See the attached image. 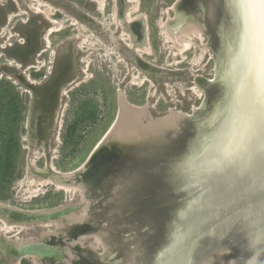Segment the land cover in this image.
Wrapping results in <instances>:
<instances>
[{"label": "water", "instance_id": "95a60500", "mask_svg": "<svg viewBox=\"0 0 264 264\" xmlns=\"http://www.w3.org/2000/svg\"><path fill=\"white\" fill-rule=\"evenodd\" d=\"M223 5L229 29L224 30L221 75L208 84L205 104L161 139L116 140L120 111L84 167L73 172L74 180L92 162V173L79 180L86 183L94 177L92 182L106 189V176L118 172L127 177L114 192L101 196L108 197L102 208L110 212L100 231L102 239L108 238L103 257H122L114 264H209L220 253L236 264H264V225L259 222L264 191L257 159L264 113V0H225ZM107 146L113 149L111 159L102 162L99 157ZM159 186H165L166 194L155 190ZM175 197L178 204L170 224V210L163 206H174ZM77 209L72 205L17 214L0 205V214L56 221ZM253 223L256 227L250 230ZM25 242L15 250L19 259L63 257L50 242Z\"/></svg>", "mask_w": 264, "mask_h": 264}, {"label": "rangeland", "instance_id": "374dc122", "mask_svg": "<svg viewBox=\"0 0 264 264\" xmlns=\"http://www.w3.org/2000/svg\"><path fill=\"white\" fill-rule=\"evenodd\" d=\"M7 1L11 4V0H0V3L2 4V11H0V15L2 19L5 20V23L0 30V45L1 47L9 48V46L14 44L16 40L21 41L23 39L22 33L25 31L27 32L24 22L27 21L28 17H30L27 7L31 6L32 0H19V9L17 11L8 10V7H6L8 5ZM62 1L65 3V6L62 4L60 6L63 14L62 19L59 20V24L64 27V25H68L69 23H63V21L70 19V22H74L72 18L76 15V13L74 10L72 12L71 8L66 5V3H75V0ZM82 1L84 3L82 4L81 9L86 12H90L89 6L92 5L91 0ZM176 1L177 0H143L142 8L138 13H134L137 12L138 9V0L129 1L131 7L127 13L129 20H131L132 17L134 18L136 16H140L141 14L150 18V41L144 50L148 52L149 55H144V57L148 62L154 65L163 66L165 69H184L187 67L188 72L191 71L194 75L202 74L213 79V77L207 75L211 73L215 75L217 61H211L207 64L208 59H204V62H201L200 64V60L201 58H204V53L206 52L203 51V47L207 46L205 44V46H201V43L195 41L197 38L191 37L190 39L187 35L180 36L178 40L174 38L175 36L170 35L172 31L169 32L168 29H166L169 26L167 25V18L174 16V14H169L167 10L170 6H173ZM103 2H105V0H99L100 7L101 5H104ZM237 5L240 9L239 3ZM33 6L35 9L39 7L37 2H33ZM45 9L46 8L42 7L43 11H45ZM38 11H41V9L39 8ZM12 12L15 14L17 13L16 17L13 16ZM182 12L183 11L180 6L177 11L178 21L176 25H179L185 19V17L181 16L184 15ZM108 13L107 22L110 25L112 22L111 18L112 16H115V12L112 8H110ZM31 15L33 14L31 13ZM37 22H43V20L41 18H37ZM160 22H162L161 25H159ZM43 24L44 23L38 25L37 23L35 25V28L39 32V37L42 34ZM73 28L76 30L72 31V34L70 35L67 34L69 35L68 38L75 39L76 37H80L81 41L76 42L77 44L75 45V48L78 51L79 48L77 47L81 44L80 48L85 51L84 56L88 61L93 60L94 56L91 54L94 52L95 48L99 47V45L95 44V35H98L95 33V28L86 24L84 21H79V23L73 26ZM176 29H178V27H176ZM112 30L114 32L120 31L117 25H114ZM175 32L177 33V30H175ZM60 33L61 34L58 33L57 35L62 36V32ZM129 34L130 41H128V43L133 46L134 37H132V33ZM67 35L64 37L62 36L60 41H58V44L63 40L66 41ZM55 37L57 36H54L53 38ZM198 39L203 41L202 37ZM116 40L117 39L115 38L114 41ZM114 43V46L116 47L117 41ZM39 46L40 48L34 55L32 63H29L28 66L24 67H22L19 62L15 63L13 59L4 54L3 49H0V81L10 82L15 87V91L20 94L23 106L19 125L15 124L16 133L19 135L18 140L21 150L20 157L17 160V173H20V177H16L13 182H11V189L8 197L9 199H0V205L17 211V214L48 212L72 205L77 206L78 209L65 216L63 219L56 221H33L17 217L18 215L11 216L0 214V239L3 241L9 240L13 243H15L16 240L21 239H23V241H45L62 249L61 252L63 257L58 260L38 259V262L36 258L25 257L24 261L26 264H58L60 261L63 262V264H114L116 261L121 263L122 257L120 256H117V258L114 257L113 259H111V257L106 258L107 256L103 257L105 253L103 245L106 243L108 238L104 237V239L101 240L102 238H100V236H103V233L100 231L102 230V227L107 225L108 221H106L105 218L109 216L107 214H110V212L106 211V208H102L106 199L109 200L107 195L106 199H104V196L103 199H101V196L106 192H114L119 181L127 179V177L118 172L113 173V175L106 176L107 179L103 181L104 184L108 181V189H106V187H98L96 183L92 182L94 181V177L87 178L86 183L84 182V178L83 180L80 179V181V177L82 178L83 176H87V171L89 172L90 170V173H92L93 168L91 167L93 166V163L91 162L88 164L89 169L81 172L78 177L74 178L73 181H70L73 186L69 191L58 189L54 183L48 182L56 176L63 177V175H66L67 173L78 171L84 167L91 154L114 124L118 115V109L115 105L111 110L108 109V112L104 109H99L97 113V120L91 123H85L84 121H77V111L74 106L75 101L72 100L71 102H68V99H64L61 104L62 107H58L54 110L52 121L49 123L47 128L45 139L40 140L36 136L37 119L43 110L40 105L36 104L37 97L40 96V94L39 91L36 93L33 89H31L28 84L29 82H26L30 78L32 81L31 83L35 82L40 84L42 81V79L35 80L33 77V73H37L38 71V73H41L43 71L44 60L43 57L40 56L42 53L41 41L39 42ZM61 47L62 49L68 48L67 46L62 45L60 48ZM179 47L181 49L183 48L182 51ZM53 50H56V48L54 47ZM170 53L175 56L180 55L179 59H177V64H174L172 67L170 65L176 61H174L175 59L170 56ZM188 63H193L194 65L196 64V67L193 66L195 70H192V65H188ZM4 65H6L7 70L3 69ZM10 65H12V69ZM32 65L33 67L31 68ZM205 66L207 67L205 68ZM15 68L18 70H15ZM119 68L114 67L115 71L112 72L114 88L116 87L117 89L125 91L126 84H121L123 78L119 76ZM77 69H79L78 66ZM198 69H202V71H198ZM131 75L133 81L139 82V80H136L138 72L134 73V71L131 70ZM159 76L160 74L156 77ZM188 78L190 77L188 76ZM194 78L193 83L191 84L192 91L190 93L186 90L188 85L182 83L184 79H174L175 81L178 80L179 84L178 89L174 87V91L171 92L173 94V99L178 96L177 100H180V103L182 102L184 106L182 103V106L178 105V101L176 103V105H178L177 107L174 105L171 106V104L166 105L163 102L158 103L161 93H155V90L161 86L160 79V81L158 79L157 81H146L143 86L144 88L139 86L141 85L140 82L139 85L131 84L127 90L131 93V97L133 98L131 99L132 104L145 107V111L143 108L142 111L146 112L148 117L144 119L143 123L148 124L152 120L166 117L169 115L170 110H174L175 113L180 112L192 115L193 109H199L204 102L203 97L202 99H200V97L204 95V99H206L207 94L204 90L201 93H197L198 85H201V83L199 81L196 82ZM180 92L186 94L184 98L180 96ZM137 99H141V102H138ZM190 99L192 100L190 101ZM66 103H68V106H65ZM189 104H191L190 107ZM6 130V117L2 112L0 115V136L3 137L2 133H6ZM116 147L117 146H113L112 148ZM111 150H113L111 149V146H107V148L103 149L102 151L104 152V156L101 154L102 156L99 157V160L102 162H109L111 159ZM102 173L103 170L99 175H103ZM77 184H82L85 189H79ZM155 190H161L160 192L162 194H166L165 186H159L158 188H155ZM176 195L179 194L177 193L173 196ZM175 200L176 202L174 206L168 205V207L166 206V203L165 206H163V209H166V211L168 209L170 210L168 211L170 213H167L168 215H166L170 220V224H172V220L175 218V213H173V211L178 204V198L175 197ZM88 204L89 209L86 210V206ZM85 212H89L88 215L91 216L88 217L89 219L86 223H73L74 219L72 220V215L83 216L85 215ZM255 215L259 216L258 212H256ZM174 222L175 221H173V223ZM167 230L169 232L171 231L170 228ZM97 236H99L100 242L96 240ZM260 236L262 235H259L258 238ZM161 247H158L159 250ZM164 261L165 260H163V263Z\"/></svg>", "mask_w": 264, "mask_h": 264}, {"label": "flooded vegetation", "instance_id": "af4514ba", "mask_svg": "<svg viewBox=\"0 0 264 264\" xmlns=\"http://www.w3.org/2000/svg\"><path fill=\"white\" fill-rule=\"evenodd\" d=\"M18 1L19 0H11V4L7 1V9L10 11H17L19 9ZM177 1L167 10L169 14H174L173 17L167 18V25L174 28L179 27V29L187 26L188 23L202 27L204 30L202 35L203 41L198 38L195 41L201 43V46L205 44L208 49L204 53V58H201L200 64L204 62V59H208L207 64L211 61H217V71L215 75L218 76L216 79L220 78V63L223 58L221 55L225 46L224 30L229 29V25H225L226 14L223 5L225 4V0H185V3L182 2L183 0H180V6L184 14L181 16L185 17V19L184 22L182 21L179 25H176L178 21L177 11L180 7H178L179 4L175 6L176 3H178ZM33 2H37L39 7L35 9ZM83 3L82 0H77V2L75 0V3L70 4L66 3V5L71 8L72 12L73 10L75 11L76 15L72 18L74 22H70V19L63 21V23H69L63 27V25L59 24V20L62 19L63 14L60 6L61 4L65 6L62 0H32L31 6L27 7L30 17L24 22L27 32L25 31L22 33L23 39L21 41L16 40L9 48L1 47L0 45V49H3L5 55H8L15 63L19 62L21 66L24 67L32 63L34 55L40 48L39 42L41 41L42 53L40 56H42L44 60L43 71L41 73H38L39 71L33 73V77L35 80L42 79V81L40 84L35 82L31 83V78L26 81L29 82L28 84L31 89L36 93L39 91L40 94V96L37 97L36 103L43 108L42 113L37 119L36 136L40 140L45 139L54 110L58 107H62L61 104L64 99H68V102L72 100L75 101L74 106L77 111V121L91 123L97 120L99 109H104L108 112L114 105L118 109L117 118L122 105H128L130 108L131 105H133L138 108H143L145 111V107L131 103V99L133 98L131 97V93L127 90L131 84L139 85L140 82L141 85L139 86L143 87L146 81L150 82L160 79L161 86L155 90V93H161L158 103L163 102L166 105L171 104V106L174 105L175 107L178 105L182 106V102L180 103V100H177L178 96L173 99V94L171 92L174 91V87L178 89L179 84L178 80L175 81L174 79H184L182 83L188 85L186 90L189 93L192 91L191 84L193 83L194 77L196 82H201L202 86H200L202 88L208 87L206 81L212 78H208L202 74L194 75L191 71L188 72L187 67L184 69H165L163 66L154 65L145 59L144 55H149V53L144 50L150 41V18L141 14L129 20L127 13L131 7L128 0H105V2H103L104 5H101V7L99 5V0H91L92 5L89 6L90 12L81 9ZM142 4L143 0H138V9L137 12L134 13L140 12ZM236 4L238 3L236 2ZM215 6H217L216 9H214ZM1 7L2 4L0 3V11H2ZM42 7L46 8L45 11L42 10ZM39 8L41 11H38ZM110 8L114 10L115 16H112V22L109 25L107 20ZM215 10H217V15L213 12ZM31 13L33 15H31ZM12 14L14 17L17 15V13L15 14L14 12H12ZM37 18H41L43 22H37ZM79 21H84L86 24L95 28V33L98 34L97 36L95 35V44L99 45V47L95 48L94 52L91 54L94 56L93 60H87L84 56L85 51L80 48L81 44L77 47L79 48L78 51L75 48L76 42L81 41L80 37H76L75 39L68 38V36L72 34V31L76 30L73 26L78 24ZM4 23L5 20H3L0 15V30ZM37 23L38 25L44 23L42 29L43 35L41 34L40 37L39 32L35 28ZM161 23L162 22H160L159 25H161ZM114 25H117L120 31L114 32L112 30ZM143 28L146 30L145 33H143ZM60 32H62L63 37L69 34L66 36L67 42L63 40L58 44V41H60L62 37L57 35L58 33L61 34ZM129 33H132V37H134L133 46L128 43V41H130ZM54 36L57 37L53 38ZM115 38L117 39L116 47L114 46V42H116L114 41ZM61 45L67 46L68 48L62 49V47L60 48ZM54 47L56 50H53ZM170 56L176 61L170 65L172 67L174 64H177V59H179L180 55L175 56L170 53ZM188 65L196 67V64L194 65L193 63H188ZM11 66L12 65H10V67ZM77 66L79 69H77ZM207 66H205V68ZM32 67L33 65L31 68ZM114 67H120L119 76L123 78L121 84H126L125 91L117 89L116 87L114 88V81L112 79V72L115 71ZM194 67L191 69L195 70ZM12 68L13 67H11V69ZM3 69L7 70L6 65H4ZM15 70L18 69L15 68ZM131 70L134 71V73L138 72L136 80H139V82L132 80ZM198 71H202V69H198ZM158 74H160V76L156 77ZM187 75L190 78H188ZM209 75L214 79L215 75L213 73L207 76ZM179 94L183 98L186 95L182 92ZM119 95L121 96L119 97ZM123 96L125 99H123ZM202 97L203 100H205L204 95H202L200 99H202ZM191 100L192 99H190V101ZM137 101L141 102V99H137ZM177 101L178 105H176ZM67 104L68 103H66L65 106H68ZM190 106L191 104H189V107ZM171 111L175 113L174 110H170V112ZM185 114L187 113H182L181 115H183L184 118L191 115ZM147 117V113L143 112V122ZM11 244L13 245L12 241H3L0 239V264H25L24 258L19 259L18 256L15 255L16 249L13 248Z\"/></svg>", "mask_w": 264, "mask_h": 264}, {"label": "bare ground", "instance_id": "6f19581e", "mask_svg": "<svg viewBox=\"0 0 264 264\" xmlns=\"http://www.w3.org/2000/svg\"><path fill=\"white\" fill-rule=\"evenodd\" d=\"M128 1H130V0H128ZM183 22H184V20H183ZM188 24H190V23H188ZM188 24H187V26L180 28V29H179V27H178V29H176V28L170 27V26H168V28H166V29H168L169 32L172 31L170 35L175 36L174 38H176L178 40H179L180 36H182V35H185V36L187 35L188 37H190V39H191V37L201 38L203 35V32H204L202 27H200L199 25H196V24H190V25H188ZM175 30H177V33H174ZM173 40H175V39H173ZM187 47H188V45H187ZM187 47H184V48H187ZM203 48H204L203 51L207 50V47H203ZM179 49L182 51L183 48L181 49L179 47ZM217 77L218 76L215 75L214 79H216ZM214 79H210L209 81H207L208 84L215 83V81L210 82L211 80H214ZM203 90L207 94V91L209 90V88L208 87L202 88L200 85H198V88H197L198 92L197 93H201ZM120 93H122V92H120ZM120 96L121 95H119V97ZM123 99H125L124 96H123ZM206 99L204 100L202 105L205 104ZM142 110H143L142 108H139V109L130 108L128 105H126V106L122 105L121 106L120 122L118 124V127L116 128L117 130H116L115 136H114L116 138V140H119V141L129 140V141H131V140H137V139H156V138L161 139L169 131L178 130L180 125L182 124V119L184 118V116L181 115L182 113L179 115L178 113H174L173 111H171L169 115H167L164 119H162L160 121H157V122L150 121L148 124H144L143 120H142L144 111H142ZM197 110L198 109L196 108L195 112H197ZM185 115H187V114H185ZM73 176H74L73 172L67 173L66 175H63L64 179H63V177L56 176L53 179H50L48 182L54 183L58 189H64V190L69 191L70 188L73 186V184L70 183V181L73 180ZM77 185H78L79 189H81V190L85 189L82 184H77ZM88 209H89V204L86 206V210H88ZM88 213L85 212V215H83V216L72 215L71 218H72V220L74 219L73 223L86 221L87 219H89ZM100 238H102V237L100 236ZM96 240L98 242H100L99 236L96 237ZM101 240H103V239H101ZM80 242H82V241H80ZM24 243H26V242L23 241V239H21V240H16L15 243H13V245L12 244L11 245L13 248L19 249L20 247H22L24 245ZM75 244H77V243H75ZM103 246H104V249H106L105 244ZM37 261H38V259H37ZM39 264H41V263H39ZM209 264H236V263H235L233 257H231L230 255H228V254L225 255L224 253H220L216 257H214V259H211V262Z\"/></svg>", "mask_w": 264, "mask_h": 264}, {"label": "trees", "instance_id": "16d2710c", "mask_svg": "<svg viewBox=\"0 0 264 264\" xmlns=\"http://www.w3.org/2000/svg\"><path fill=\"white\" fill-rule=\"evenodd\" d=\"M0 108V115L3 112L7 124L6 133L0 136V199L8 200L11 182L20 177L17 160L21 150L15 124L19 125L23 110L20 94L10 82L0 81Z\"/></svg>", "mask_w": 264, "mask_h": 264}, {"label": "snow or ice", "instance_id": "6c2138e0", "mask_svg": "<svg viewBox=\"0 0 264 264\" xmlns=\"http://www.w3.org/2000/svg\"><path fill=\"white\" fill-rule=\"evenodd\" d=\"M260 149L257 153L258 166H259V181H260V189L264 191V113L261 114L260 117ZM225 159H228L226 156ZM260 223L264 225V204L261 205L260 208Z\"/></svg>", "mask_w": 264, "mask_h": 264}, {"label": "clouds", "instance_id": "9594fccd", "mask_svg": "<svg viewBox=\"0 0 264 264\" xmlns=\"http://www.w3.org/2000/svg\"><path fill=\"white\" fill-rule=\"evenodd\" d=\"M255 227H256L255 223L248 225V228H249L250 230L255 229Z\"/></svg>", "mask_w": 264, "mask_h": 264}]
</instances>
